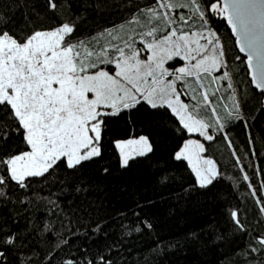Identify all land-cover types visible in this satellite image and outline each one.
<instances>
[{
  "label": "snow or ice",
  "instance_id": "6c2138e0",
  "mask_svg": "<svg viewBox=\"0 0 264 264\" xmlns=\"http://www.w3.org/2000/svg\"><path fill=\"white\" fill-rule=\"evenodd\" d=\"M78 2L88 0H40L39 7L30 0H0V204L11 203L15 190L28 197L19 203L31 204L43 191L37 184L58 185L62 194L87 192L82 170L106 157H114L121 171L151 160L160 145L138 125L166 116L157 127L180 138L168 155L194 177L184 191L211 193L224 179L218 161L205 155L220 142L243 174L253 205H229L221 213L223 226L209 220L166 247L219 248L242 241L233 249L242 264H264V168L244 164L229 136L228 128L242 123L248 152L257 156L246 102L213 30L218 16L231 25L257 90L256 111L264 116V0H124L126 14L118 24L88 33L81 32L86 9H78ZM11 5L27 9L21 22L7 11ZM235 59L245 63L239 55ZM111 168L99 170L109 175ZM160 182L166 184L167 176ZM51 195L43 199L50 212L61 214L67 232L46 222L43 235L36 226L24 233L0 221V264H117L114 257L128 236L154 230L140 216L152 200L137 203L135 221L120 214L122 235L112 237L107 222L89 219L87 209L65 212Z\"/></svg>",
  "mask_w": 264,
  "mask_h": 264
},
{
  "label": "trees",
  "instance_id": "16d2710c",
  "mask_svg": "<svg viewBox=\"0 0 264 264\" xmlns=\"http://www.w3.org/2000/svg\"><path fill=\"white\" fill-rule=\"evenodd\" d=\"M140 2L142 3L143 0ZM30 3L39 7L40 0H30ZM77 7L80 10L86 9L84 12L86 19L81 26V32L88 33L118 24L126 14L127 5L124 0H88V3L78 2ZM7 11L12 14L14 21L19 23L22 21V13L27 9H16L15 5H11ZM213 30L220 37L233 80L238 86L243 101L246 102L244 112L250 119L249 131L254 139L253 147L257 156L252 157L248 152V135L242 123L231 125L228 128L229 136L237 146L238 154L243 158L244 164L252 163L258 168H264V116H258L256 111V91L248 80L245 63L241 64L235 59L240 54L235 49L234 41L222 16L214 19ZM251 117L257 118L251 120ZM166 122L167 117L164 116L138 125V130L151 133L160 145L156 156L151 160L140 161L127 171L119 170L114 163V157L112 159L106 157L99 166L89 164L81 173L87 192L65 191L62 194L58 185L37 184L35 186L37 189H43L39 192L40 198L32 197L31 204H21L19 201H27L28 197L22 191H12V202L0 204V221H7V226L24 233L36 226L40 228L41 235H43V224L51 222L57 231L66 233L67 229L58 218L61 214L50 212L51 205L43 199L51 192V199L56 201L59 198L58 202L65 212L87 209L89 219L107 222V230L112 237H116L122 235V230L118 228L120 214H127L124 218L126 221H135V217L131 214L139 211L137 203L152 200L154 204L140 212V216L149 218L154 230L143 234L133 232L128 236L120 255L114 257L117 264H242V256L233 251L242 241H238L237 244H225L219 248L192 245H184L180 248L166 247L170 241L182 242L185 234L198 231L209 220L219 221L223 226L221 213L229 205L239 202L241 207L249 210L253 206L252 201L246 199L247 188L243 174L239 168L233 167L230 151L220 142H214L205 155H210L218 161L224 179L216 184L211 193L199 189L185 192L184 189L188 188L194 177L186 165L172 160L168 155L180 138L161 133L157 125ZM125 127L121 124V134L124 133ZM105 164L112 165L109 175H103L99 170ZM161 169L166 172H162ZM246 171L249 175H253L252 167H248ZM164 175L168 178L166 184L160 182ZM79 215L83 216L84 212L81 211ZM247 215L252 219L251 211H248ZM63 219L67 224L69 218L64 216ZM82 223L87 225L88 219L82 220ZM72 225L77 227L75 217H72ZM76 243L79 244L80 241ZM40 247L43 248L44 245L41 244ZM9 260L12 261L11 256Z\"/></svg>",
  "mask_w": 264,
  "mask_h": 264
},
{
  "label": "water",
  "instance_id": "95a60500",
  "mask_svg": "<svg viewBox=\"0 0 264 264\" xmlns=\"http://www.w3.org/2000/svg\"><path fill=\"white\" fill-rule=\"evenodd\" d=\"M224 15H226V14H224ZM222 18H223V20H224V22H225V24H226V27L229 29V31H230V35H231V37H232V39H233V41H234V46H235V49L237 50V52L239 53V45L238 44H236L235 43V41H236V36H235V34L231 31V25H229L228 23H227V20L224 18V16H222ZM240 54V56L241 57H243V58H245V66H246V56H245V54L244 53H239ZM247 69V68H246ZM247 73H248V80H249V82H250V74H249V70L247 69ZM250 85H251V87L254 89V86L250 83ZM255 90V89H254ZM255 91H257V90H255Z\"/></svg>",
  "mask_w": 264,
  "mask_h": 264
}]
</instances>
